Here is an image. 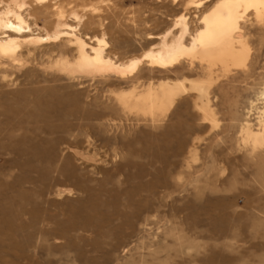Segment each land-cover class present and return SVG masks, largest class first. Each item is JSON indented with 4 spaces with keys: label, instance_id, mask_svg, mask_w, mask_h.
Masks as SVG:
<instances>
[{
    "label": "bare ground",
    "instance_id": "1",
    "mask_svg": "<svg viewBox=\"0 0 264 264\" xmlns=\"http://www.w3.org/2000/svg\"><path fill=\"white\" fill-rule=\"evenodd\" d=\"M99 1L106 14L97 0H0V160L5 161L0 169L6 165L20 174L14 183L0 180L5 201L0 239H14L20 228L38 232V239L52 232L61 243L70 241L72 231L100 234L113 218L103 209H117L121 194L132 209L119 216L124 233L134 230V221L147 225L148 216L143 215L155 210L152 196L159 193L161 203L168 204L172 184L167 173L180 165L169 156L183 155L181 166L188 169L199 160L198 141L188 145L183 137H174L169 115L192 92L201 119L217 127L212 88L235 70L248 69L252 27H264V0H137L155 5L142 11L144 16L128 20L147 25L127 26L135 37L120 30L117 42L109 39V29L125 24L120 8L135 0ZM172 11L179 14L172 17ZM155 12L170 20L163 29L148 25L157 19ZM92 25L99 34L92 32ZM136 38L146 48L128 56L125 48ZM257 100L260 106L251 102L240 128L239 144L250 154L264 149V83ZM73 122L85 128L88 138L84 144L60 147L59 133L69 131ZM140 133L144 136L138 137ZM148 167L160 173L153 175ZM85 170L102 175L92 178L105 181L100 188L88 184ZM148 175L154 181L141 185ZM60 176L74 180L76 188L57 185ZM115 176L121 184L134 179L141 184L106 187ZM142 190L148 195L135 200ZM76 191L84 196H75ZM74 201L77 205H70ZM42 202L66 205L67 218L57 228L51 226L53 217H42ZM25 216L30 223L26 219L16 226ZM11 245L15 248L8 247V253L24 256L23 241ZM6 256L5 262L13 263Z\"/></svg>",
    "mask_w": 264,
    "mask_h": 264
},
{
    "label": "rangeland",
    "instance_id": "2",
    "mask_svg": "<svg viewBox=\"0 0 264 264\" xmlns=\"http://www.w3.org/2000/svg\"><path fill=\"white\" fill-rule=\"evenodd\" d=\"M97 1L101 6L102 14H106L105 4ZM164 2L169 4L171 0H164ZM154 5L137 0L132 3L127 1L120 8L122 22L125 24L111 25L109 39L118 42L120 32L124 33L125 30H128L127 35L135 37L130 26L147 24L141 23L140 20L134 23L128 18L136 19L139 13L144 16L142 11ZM155 13L157 19L150 21L148 25H158L163 29L170 20L164 15ZM176 14H179V11H172L169 15L173 17ZM92 27L94 28L92 32L97 31L95 33L99 34L95 25ZM250 42L253 52L248 69L235 70L228 77H222L212 88L211 97L219 119L217 127L213 129L210 122L201 119L199 112L194 108L192 92L180 99L169 115L167 122L170 124L174 137H183L188 145L198 141L199 160L191 162L192 168L188 169L181 166L183 155L169 156L171 161H180V165L174 169L172 167V171L167 173L172 184L167 191L168 204L164 206V203H161L159 193L152 196L156 202L153 206L155 210L143 215V218L148 216V220L145 221L147 225L134 221L133 223L136 224L134 230L124 233L127 229L119 216H122L123 212V214L130 213L132 209L124 204L126 198L121 194L117 209L111 206L103 209L110 215L113 214V218L110 223L104 225L100 234L72 231L68 233L72 237L67 239L70 240L69 243L63 237H61L63 239L61 243L55 239L56 235L52 232L38 239V232L30 228H27V231L20 228L15 232L14 239L10 240L6 236L0 239V250H2L0 264H264V149L250 154L239 144L241 124L249 115L248 109L251 108V102H260L257 100V95L264 83V27L262 25L252 27ZM114 44L117 48L119 47L116 43ZM145 48L146 46H143L136 38L125 49L129 56V54H140ZM187 75L197 76V74ZM258 105L260 106V103ZM256 114V110L253 109L251 121L254 124ZM142 125L144 124H140ZM159 129L163 130L162 127ZM19 132L22 131H15V133ZM59 136L63 139L60 147L68 143L84 144L88 138L85 128L75 122L69 131L59 133ZM143 136V133L138 134V137ZM47 137L54 138L51 135ZM96 144H102V140H97ZM140 144L137 143L138 146ZM108 150L110 153L113 152L111 144ZM139 161L144 162L145 159H139ZM3 163L5 161L1 159L0 164L3 165ZM146 171L153 175L160 173L155 167H148ZM84 172H88L89 185L100 188L105 182L93 180L102 178L101 174L87 170ZM0 175V180H11L10 182L14 183L19 181L17 176L20 174L18 169H9L5 165L2 166V170L0 169ZM123 178L124 175L121 179ZM118 179L119 177L115 176L114 181L104 184L111 189L113 186L122 189L131 187V184L138 186L142 182L141 185L148 184L150 182L148 180L154 181L151 175L145 177L141 183L140 180L134 179L135 181L121 184ZM57 181L59 182L57 185L60 186L75 188L77 186L74 180H70V183L63 176H60ZM114 192L118 191L114 190ZM140 193L135 200L141 201L142 197L148 195V191L142 190ZM75 196L83 197L84 195L76 191ZM1 197L3 196H0V217L5 205ZM74 202L70 205H77V202ZM41 208L42 217H53L56 220L55 223H51L53 227L57 228V222L65 221L67 218L65 204L56 206L42 202ZM25 220L30 223L31 218L25 216L22 220H16V226L20 227L19 224ZM51 226L49 228H52ZM119 231H123L120 237ZM22 241L21 252H24V256H15L12 250V254L7 252L8 247L15 248L11 244L15 245ZM17 252L21 253L20 250ZM4 256L12 258L13 263L5 262ZM66 257L70 258L69 261L65 260Z\"/></svg>",
    "mask_w": 264,
    "mask_h": 264
}]
</instances>
